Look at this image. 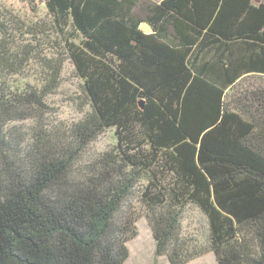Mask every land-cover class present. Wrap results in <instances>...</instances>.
<instances>
[{
    "label": "trees",
    "instance_id": "trees-1",
    "mask_svg": "<svg viewBox=\"0 0 264 264\" xmlns=\"http://www.w3.org/2000/svg\"><path fill=\"white\" fill-rule=\"evenodd\" d=\"M45 6L61 31L71 29L54 58L29 43L12 51L0 21L1 70L17 72L31 56L46 70L40 88L0 90V264H126L137 231L135 218L120 216L122 203L159 153L171 182L142 192L155 254L183 264L207 250L180 240L181 213L194 204L219 264H264V90L244 92L235 108L225 101L239 79L264 75V0ZM66 59L91 110L61 134L41 123ZM27 118L36 126L22 151L5 128ZM111 127L119 152L76 172L88 144ZM138 143L150 149L138 152Z\"/></svg>",
    "mask_w": 264,
    "mask_h": 264
},
{
    "label": "rangeland",
    "instance_id": "rangeland-1",
    "mask_svg": "<svg viewBox=\"0 0 264 264\" xmlns=\"http://www.w3.org/2000/svg\"><path fill=\"white\" fill-rule=\"evenodd\" d=\"M138 15L142 17L141 13ZM0 21L7 26V43L12 51L14 49L19 51L25 43H29L36 48L39 47V52L42 51V55L46 58H54L58 52L65 49L64 41L69 38L67 34L71 30L70 28H65L63 31L59 29L45 6V0H0ZM33 26L35 30L32 29ZM23 62L27 64L25 63L17 72L10 69L3 71L0 68V90L14 92L26 90L29 85L36 88L42 87L46 71L43 63L34 56ZM249 89L264 90V75L250 74L239 79L233 87L225 91V101L235 108L240 96ZM45 101L47 112L41 125L48 130L59 131L61 134H68L71 125L90 112V106L86 103L83 93V80L77 75L69 59L63 63L57 89L49 94ZM35 126L34 119L27 118L11 121L5 129L9 134L15 135L20 141L22 151H25L34 138ZM134 147L138 149V152H147L150 149L147 143H138ZM108 151L119 152L118 135L113 127L104 129L88 144L79 158L77 165L79 169L77 168L76 172H82L88 162ZM133 152L132 149L129 150V154ZM140 158L144 161L147 159ZM162 162L163 154L159 153L158 160L143 172L142 177L122 203L120 216L135 218L131 227L137 231V235L127 242L129 247L127 264H170L166 254H155L156 243L146 216L150 211L142 194L150 183L165 185L171 182L170 169L163 167ZM141 165L139 164L140 167ZM180 240L185 242L186 248L191 251L207 248L202 254L183 264H219L214 252L208 249L210 236L207 217L194 204H187L181 213Z\"/></svg>",
    "mask_w": 264,
    "mask_h": 264
},
{
    "label": "crops",
    "instance_id": "crops-1",
    "mask_svg": "<svg viewBox=\"0 0 264 264\" xmlns=\"http://www.w3.org/2000/svg\"><path fill=\"white\" fill-rule=\"evenodd\" d=\"M155 3H159L161 0H153ZM253 1V3H256V4H258L259 2H260V0H252ZM244 14L245 13H240V19L244 16ZM142 32H144V31H142ZM153 32V30L151 31V32H144V33H152ZM184 35H185V37H188V34H187V32L185 31V33H184ZM179 40H182V38H181V36L180 35H178V39H177V43L179 44ZM236 55V54H235ZM129 248V247H128ZM127 261V260H126ZM126 264H127V262H126Z\"/></svg>",
    "mask_w": 264,
    "mask_h": 264
},
{
    "label": "water",
    "instance_id": "water-1",
    "mask_svg": "<svg viewBox=\"0 0 264 264\" xmlns=\"http://www.w3.org/2000/svg\"><path fill=\"white\" fill-rule=\"evenodd\" d=\"M140 29L144 32H151L152 31V27L148 22H143L142 24H140Z\"/></svg>",
    "mask_w": 264,
    "mask_h": 264
}]
</instances>
